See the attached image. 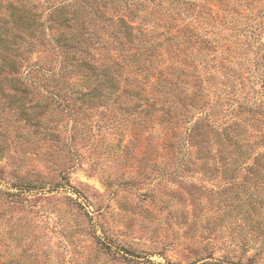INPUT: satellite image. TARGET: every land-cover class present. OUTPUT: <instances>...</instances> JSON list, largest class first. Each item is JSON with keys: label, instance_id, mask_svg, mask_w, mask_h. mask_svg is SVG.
<instances>
[{"label": "trees", "instance_id": "trees-1", "mask_svg": "<svg viewBox=\"0 0 264 264\" xmlns=\"http://www.w3.org/2000/svg\"><path fill=\"white\" fill-rule=\"evenodd\" d=\"M263 16L264 0H0V125L56 137L63 115L80 134L101 106L98 128L212 182L189 192L203 213H264Z\"/></svg>", "mask_w": 264, "mask_h": 264}, {"label": "rangeland", "instance_id": "rangeland-1", "mask_svg": "<svg viewBox=\"0 0 264 264\" xmlns=\"http://www.w3.org/2000/svg\"><path fill=\"white\" fill-rule=\"evenodd\" d=\"M101 110L73 135L60 115L56 137L1 120L0 264H264V213H203L189 192L212 182L138 151L118 122L98 128Z\"/></svg>", "mask_w": 264, "mask_h": 264}]
</instances>
